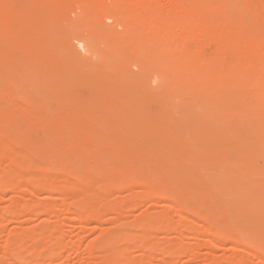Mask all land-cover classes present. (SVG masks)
Listing matches in <instances>:
<instances>
[{"label":"bare ground","instance_id":"1","mask_svg":"<svg viewBox=\"0 0 264 264\" xmlns=\"http://www.w3.org/2000/svg\"><path fill=\"white\" fill-rule=\"evenodd\" d=\"M56 1L58 0H39V3L42 7L47 8L57 3ZM76 1L78 2L76 4L78 5L79 3L81 4V14L79 15L77 13L79 15L78 21L80 22L87 21L88 25L86 29H78V30H76V28L74 29V34H75L74 40L78 42L79 46H81L84 50L90 53V59L89 61H87V63H79L76 65L72 64L71 59H67V57L65 56L64 58H62L63 57L62 55L59 56L58 59H51L45 62V64L41 65L46 75L45 77L46 79L45 78L44 79L50 80L52 77L54 78V76H56L54 70H57L56 67H58L61 68L63 70V73L66 74L67 76L71 75L73 72H79L82 76L85 77L87 81L98 82L99 81L98 79L102 77L100 74L101 69L104 68L109 69L112 68V66L117 65L115 64L116 60L120 58L123 55V53H125V51H127L128 49H132L134 51V56L130 59V64L137 67L139 71L138 76L144 78V81L146 83L145 86L142 87L140 94L137 95L140 98V100L143 103H145L150 98L153 97L158 99L160 98V100L163 102V105L165 104L168 109V112H166L167 116H165L166 117L165 119L171 121L170 118L179 117L181 122L189 123V125L190 124L195 125L197 128V131L192 132L193 134L190 135L187 141L181 146H174L167 143L159 146V150L161 152L165 153L166 151H169L167 153L168 156L165 155L167 158H166V162L163 163L164 168L161 169L166 170V172L170 174L171 179H169L170 180L169 182L171 184H180L181 186L179 190L177 191L174 190V192L171 191V195L179 197L177 207L185 208L188 211L192 212L194 219L190 218L191 220L190 219L187 220V218H189L187 217L185 218L186 224L185 222L180 220L177 221L176 224H174L172 218L169 219V217L166 216L167 210L172 208L168 206L170 203L168 204L166 202L167 203L166 205H160L158 204L157 201L156 203L154 202V200H152L154 196L162 195L163 194L162 191L168 189L167 187L168 184H164L159 187L151 185L147 189V191H145L146 189H144V192H146L145 199L147 201H150L149 203L153 202L152 207L154 208V210L152 212L151 210L153 208L150 207L151 208L150 212H148L149 209L148 210L145 209L144 211L146 212L141 211L140 212L141 214L139 213L140 215H138V217L137 216L134 217L136 219L132 220V222L130 221L129 222L123 221V223L120 222L119 220L120 219L123 220L122 217L126 215V214L124 215L126 211H123V209H121L122 207L120 206V204H119L120 207L118 206L117 203L115 205V201L117 200V198L114 199V196L112 197V193H113L112 190L119 188L120 190H122L121 194L122 192H124L123 194L132 196L135 193H138V191L137 192L134 191L133 187L136 186V184H141L143 182L142 177H139L138 175L137 176L134 175L127 182L122 183L121 178H119L118 174L113 172L112 174L105 175L102 172L104 169L109 170L111 172L115 170L114 167L115 159L113 160L111 155L106 154V156L103 157L104 159L102 160V162H99L98 164H95L93 162L88 163L85 162L84 160L85 159L83 157L84 154L75 152L74 150L64 151L63 143H60L57 140H47L40 142V145L37 147V151H41V150L43 151L42 148L45 145H49L51 147V151L50 152L48 151L49 152L47 153L48 158L45 163L36 162L34 159H32V157L29 154L30 153L29 151L31 149L29 144L32 141V137H30V135L27 132L20 133L21 138L25 139V143L21 145L19 149H15L13 147V144H15L14 141H16L15 139L14 141L7 140L8 139L7 136L9 135L6 133V131L11 130L13 126H12V122L6 119L4 125L1 126L2 131L0 133L2 137L0 139V160H1L0 162L2 161L5 162L8 160L7 158H9V160L13 159L14 164L10 166V164H7V162H5L6 165L4 163V167L1 166L3 164H0V166L2 167V169L0 167V200H2L5 197V193L7 191L14 193L15 196L18 194L17 198L14 197L15 199H13V201L10 202L7 213H10L9 215H11L15 220H18L21 215V211L19 209L23 207L26 208V210H28L30 214L32 213L31 215L33 214L36 215L35 218L37 217L42 218L41 221L39 220L41 222V226L39 230H37V232L36 230L33 233H27L24 231L22 232L16 230L13 231L14 238L11 242L13 243V246H17V248L14 247L16 249L11 250V255L14 258L15 262L17 264H21L25 261L26 257L23 258V254L19 250L20 248L19 244L21 243V241L24 240L25 241L29 240L32 244L31 246L33 248L36 247L37 250V247H39L40 245L36 246V244L40 236L43 237L46 236V238L49 240L50 237L52 236H48V234L52 235V233L53 234L56 233L57 236L55 237L54 235L53 237L52 250L50 251L49 254L57 253L59 251V248L61 250L62 248L60 245L61 241L59 242V240L62 237H60V234H58L60 228L59 230L56 228L57 226L56 223H55L56 226H50L47 225L46 222L49 221V219H47V217L49 216H53L55 219H58L67 208V201L69 202V200L72 201L74 199L77 209L74 212L67 213L69 218H66V220L68 221V223L77 220L78 223H80L81 229L85 230L88 228L90 221H95L99 225V227L101 226V223L104 222L101 221V219H103L104 217L103 213L105 214L106 212L100 210L98 208V205L102 204L103 202H107L111 197H112L111 199L113 200L111 199L110 200L114 202H112L113 203L112 204L110 200L108 201L110 202L108 203L110 205L108 209L109 213L107 214L112 215L111 217H113V219H111L110 225L116 226L118 228L117 230L109 233L105 231L104 232V234L106 233L105 237L104 235L103 236L101 235V239H99L96 242V244H90L87 247V255L90 257L95 255L94 250L98 251L96 253V256L97 259L99 256V260L101 264H127V263L150 264L151 256L149 254L146 255L145 258L142 259L140 262L139 261L136 262L137 259L136 258L134 259L133 258L134 256H132L131 254L130 255L132 257H128L127 252L128 250H130V248L127 249L126 246L128 243L131 242L135 243L136 248L141 250V252L144 251L145 249H149V251L153 249L152 246L153 244H149L151 240V239L149 240V238H151L150 234H145L141 232V234L137 235L135 230H140V229L142 230L144 229L143 231H145V229L151 230L154 229L155 227L158 228L157 225L162 224L161 227H163L164 231L165 229L166 230L169 229L172 230L174 234H178L181 236L182 232L180 231V228L186 225V229L190 234H192L191 238L193 240L195 235L201 234L199 233V231L203 232L202 227L200 228L199 226L200 224L199 222L202 221L208 223L211 227V229L209 230H205L207 229L205 228L204 229L205 232L203 234L211 235V239L208 238L209 239L208 246H210L212 250L214 247L217 248L219 246L218 238L223 237L225 239V243H224L225 246L232 242H238L244 245L251 244L257 246L259 252L261 254H264V136L260 138V140L256 145V148H254L255 142L253 138H249V140L247 141H238V142L232 140V138L234 137L233 129L231 127L234 120L231 113L232 109L219 111V109L215 107L211 102L214 95L216 77L212 78L205 73L206 70L210 67V64L201 59L187 57L184 55L186 40L189 38L191 39L192 36V32L189 30V28L179 29L178 25L176 24L170 25L167 23L170 20L174 19L175 21L177 20L180 23L186 22V24H191L196 22L203 25L206 21L198 17L197 12L195 10L196 9L195 5L198 3L209 5L213 0H189V2L192 5L186 4L182 0H76ZM2 2L3 0H0V57H3L4 54L3 51L7 44V41L1 35L2 32L5 31ZM260 3L264 6V0H260ZM245 7H246V3H244L243 0H216L215 5L211 7L209 12H207L210 15H212V16H208V19L211 20L217 17V15L220 12L229 11V10L232 11V17L229 18V22L226 21L223 22V26H222L223 28L219 33L221 39L224 40L226 38L227 29L233 27V25L237 23L238 19L241 20V18L247 17L248 13L246 14V12H244ZM97 8L103 9L104 18L107 21L110 20L112 22L111 23L112 26H114L115 28H120L121 31L120 32L113 31L111 33H108L107 36L105 34V36L99 37L97 39L95 36L97 29L99 27L98 25L99 19L93 17L90 14V10ZM212 8L214 10H212ZM212 13H214V15ZM77 14L76 17L78 16ZM208 28H209L208 31L212 32V28L210 27ZM237 34L238 35L240 34L238 30H234V32L232 33L233 36ZM115 36H119V39L116 42L112 40ZM96 40H99L100 44L104 46L103 49L97 47ZM206 48L209 49L212 48L210 42L207 43L205 42L203 48L205 53H209L206 51ZM225 51H226V43L221 46L219 53H224ZM65 55L67 56L66 53ZM220 62H221V66H225L222 65V61ZM23 68L24 69L27 68L26 69L28 70V72L26 71L27 74H29V71L33 69L32 66H27V65H23ZM11 74L12 76L15 75L14 72H12ZM138 76L128 79L129 82L132 85H135L139 81ZM235 76L236 75H234V77ZM29 77L28 80H21V81L20 80L18 81L17 78L15 77L7 79L8 81L7 84L15 88H19L18 92H21L19 96L24 104H27L33 96L34 97L36 96L35 94H29L28 92L24 91L25 87L27 85L38 87L41 84L40 82H32L31 77L29 82ZM226 79L227 81L225 82L224 87L226 84L229 85L230 83H232V77L230 75H228V78ZM101 81H103L104 84H106V78L102 77ZM121 81H123V79ZM153 83H155V86H152ZM43 85L46 86V84H42V86ZM40 93L41 91H37L38 95H40ZM242 94L244 95V92ZM260 96L264 99L263 90H261ZM40 97L43 103H47L49 100L47 91L41 93ZM240 98L242 99V97ZM227 99L228 96L226 95L222 99L223 103H225ZM24 106L19 103H13L11 101L9 109L12 110L19 109L22 111V114L26 116L37 115V114H29L28 110L23 109ZM5 107H7V105ZM5 109L7 110L8 108ZM251 112H252L251 110L250 112L247 111L246 113L249 114H245L243 118L246 124L252 126V135L256 136L258 131L264 130V108L259 110V113L257 112L254 114ZM0 114L1 116L6 117L7 113L4 109L3 110L1 109ZM116 116L121 117V114L117 112ZM131 118L134 119L135 121H138L142 125L149 124L150 126L157 125L158 121H161L159 126H162L165 123V121H167V120L165 121L159 120L160 118H155V119L150 118L147 115L143 106H141L136 113H133ZM40 125L45 127L44 126L45 124H40ZM20 134L18 133L19 136ZM93 138H94L93 140H95L96 135ZM121 148L130 150L131 147L127 146ZM125 149H120V150L124 151ZM222 149L229 152L230 156L232 154L231 152H235L237 155L234 161L237 160V164L231 163L229 155H228L229 157L227 156L226 159L224 158L218 159L216 152ZM252 149H255L256 151L254 153V156L257 159L261 160L262 166H260L259 168H257L255 166V163L250 159L252 158V155L249 154V151L253 153ZM244 151H247L246 152L247 155L244 154ZM73 160H79V162L72 166L71 162H73ZM139 165L135 161L129 162V166L138 167ZM149 165L150 164L147 162H142L143 167L141 168H144V171L147 172L158 170V168L150 169ZM40 171H43V174L39 173ZM5 173L7 174L6 176ZM65 175H69L70 179L65 178ZM236 175L244 183V185L240 188L238 187L236 188L232 181V177ZM2 176L4 179H2ZM257 179L259 181H257ZM193 183H199L201 189L208 188L209 194L205 196H198L197 194L198 191L196 192V190L194 189ZM28 185L31 187V189L24 190L26 188L25 186ZM95 188L98 190L100 189L101 191L99 195L97 194L98 195L97 197H94L96 195H93L95 193L94 191ZM41 189L49 190V191L51 190L55 194L56 198H53L47 192L46 193L40 192ZM75 190H77V192H75ZM90 191H94V193H91ZM90 193L92 195H90ZM43 194H45L44 197L42 196ZM23 196L26 197L27 201L26 202L24 201L25 203L21 204L22 201H20V199L23 198ZM128 196L126 197L128 198ZM55 199H58L59 201L61 200L60 201L61 203L58 201L60 204L59 203L57 204ZM95 200L97 201L96 204H98L96 206L97 208L93 206L91 207L89 204V203L92 204V202H94ZM138 204L137 206L134 205L132 206L138 207ZM105 207L108 208L107 205ZM175 209L177 210V208ZM130 211L128 212V215H130L129 214ZM127 217L126 220L129 219L131 216L129 218ZM171 220L173 223H171ZM50 221H52V219ZM59 224L62 223L60 222ZM183 228H185V226ZM102 229L105 230V228L103 227ZM144 234L147 235V237L144 236ZM205 237L207 238V236ZM196 239L199 240L201 238L196 237L195 242L197 241ZM177 240L178 238H176V242ZM50 241H48V243ZM154 241L155 240H153V242ZM162 241H164L163 238ZM201 241L199 242L201 243ZM43 242L44 241L42 240V243ZM180 243L181 242L179 241V243H176L174 246L176 245L179 246L180 252L187 253L186 254L187 257L189 256L190 258H192V260H197L198 256L195 255L197 253L196 252L194 253L193 251L195 249L187 248L184 245H181ZM204 245L206 244L204 243ZM221 245L223 246V244ZM72 246L73 245L71 242V247ZM177 246L176 248H178ZM71 247L69 248L72 251ZM170 247L173 246L171 245ZM170 247L168 246V249L166 250L164 249L163 251L165 252L169 250ZM208 248L209 247H207V249ZM23 250L24 249H22V251ZM239 250L241 252V249ZM24 251L26 253V250ZM164 252L163 255L169 253L167 251L164 254ZM242 253L243 252H241V254ZM1 254L4 255L3 253ZM82 254L84 255L86 253L83 252ZM233 255L232 258L238 257L237 260L238 264H245L246 262H249V260L248 261L243 260L244 256L242 258L240 256L239 258L237 254H236L237 256H233ZM195 256H197V258ZM214 256L213 257L211 256V258H209L208 261H210V264L224 263V262L219 263L218 262L219 260L217 261L215 259L216 256L215 257ZM1 258H0V264H6L4 261H2L3 258L2 259ZM234 258L233 260L231 259L232 260L231 263H235L236 260L234 261ZM201 259L202 258H200V260ZM206 259L207 257L204 259L207 262ZM229 259L228 261L230 263ZM28 260L29 259H27L26 261ZM158 261H162V260L158 259ZM163 263L164 261H162V264Z\"/></svg>","mask_w":264,"mask_h":264},{"label":"rangeland","instance_id":"2","mask_svg":"<svg viewBox=\"0 0 264 264\" xmlns=\"http://www.w3.org/2000/svg\"><path fill=\"white\" fill-rule=\"evenodd\" d=\"M182 1L186 4L192 5L189 0ZM56 2L57 3L47 8L42 7L39 3V0H3L2 2L5 31H3L1 35L5 38L7 44L3 51V57H0V111L1 109H4L7 114L6 117L1 116L0 114V133L2 131L1 126L4 125L5 120H10L14 129L12 128V131H6V133L9 135L7 136V140L14 141L15 139L16 141H14L15 144H13V147L15 149H19V147H21V145L25 143V139L21 138L20 133L27 132L30 137H32V141L29 144L31 148L29 154L36 162L45 163L48 158L47 153L51 151V147L49 145H45L42 148L43 151H37V147L40 145V142L47 140H57L58 142L63 143L64 151L74 150L75 152L84 154V160L88 163L93 162L95 164H98L99 162H102V160L104 159L103 157H105L106 154L111 155L112 159H115V170L111 172L104 169L102 172L105 175L112 174L113 172L118 174L119 178H121L122 183L127 182L134 175L142 177L143 182L141 184H136L137 187H133L134 191H138V193L134 194L135 196H128L127 194H123L124 192H122V195V190H120L119 188L112 190V197L114 196V199L117 198V200L115 201V205L116 203L118 204V206L120 204V206L122 207L121 209H123V211H126L124 215L126 214L128 216L127 217L125 215L122 217L123 220H119L122 223L123 221L132 222V220L136 219L134 217H138V215L141 214V211L146 212L144 211L145 209H149L148 212H150V209L153 208V202L149 203L150 201H147L145 199L146 192H144V189H146L145 191H147V189L151 185L159 187L164 184H168V189L163 190L162 195L154 196L152 200H154V202L157 201L160 205H166L167 203H170L168 206L172 207L173 209L169 207L170 209L167 210L166 216L169 217V219L172 218L174 224H176L179 220L185 222V218L187 217H189L187 218V220H189L190 218L194 219L192 212L188 211L185 208L177 207L179 197L171 195V191H177L181 188V186L180 184H171L169 182V179H171L170 174L166 172V170L161 169L164 168L163 163L166 162V156H168L167 153L169 151H166L165 153L161 152L159 150V146L165 143L174 146L183 145L187 141L189 136L193 134L192 132L197 131L196 126L181 122L179 117L170 118L171 121L165 119L168 109L165 104L163 105V102L160 100V98L158 99L153 97L145 103L140 100L137 95L140 94L142 87H144L146 83L144 81V78L138 76L139 71L137 67L130 64V59L134 56V51L132 49H128L127 51H125V53H123V55L116 60L115 64L117 65L112 66V68L109 69L104 68L105 70H100L101 76L103 78H106V84L101 81L102 77L98 79V82L87 81L85 77L82 76L79 72H73L71 75L67 76L63 73V70L58 67H56L57 70H54L56 76H54V78L52 77L50 80H45L46 75L41 65L45 64V62L51 59H58L59 56L62 55V58H64L65 56L67 57V59H71L73 65L79 63H87V61H89L90 59V53L79 46L78 42L74 40V29H86L88 25L87 21H78V17L81 14V4H76L78 3L76 0H58ZM243 2L246 3L244 12H246V14L248 13V15L247 17L241 18V20L238 19L237 23H235L233 27L227 29L226 38L224 40L221 39L219 33L223 28V22H229V18L232 17V11L229 10L220 12L217 17L209 20L208 16L212 15L207 12H209L211 7L215 5L216 0L211 1L209 5H204L202 3H198L195 5V10L198 17L206 21L203 25L196 22L191 24H186V22L180 23L177 20L175 21L174 19L170 20L167 23L170 25L176 24L178 25L179 29L189 28V30L192 32L191 39L189 38L186 40L184 55L187 57L201 59L210 64V67L206 70V72H203H205L212 78L216 77L214 95L211 100L212 104L217 107L219 111L232 109L231 113L234 118L233 124L231 126L234 135L232 140L238 142L247 141L249 140V138H253L255 142L254 148H256L258 141L264 136V130L258 131L256 136L252 135V126L246 124L243 117L245 114H249L246 113L247 111L250 112L251 110V113L255 114L257 112L259 113V110L264 108V99L260 96L261 90L264 91V6L260 3V0H243ZM212 10L214 9L212 8ZM76 14L78 15L77 17ZM90 14L93 17L99 19V27L95 36L97 39L99 37L105 36V34L107 36L108 33H111L113 31H121L120 28H115L114 26H112V22L110 20L107 21L104 18L103 9H92L90 10ZM212 14L214 15V13ZM208 27L212 28V32L208 31ZM234 30H238L240 34L233 36L232 33L234 32ZM119 36H115L112 40L116 42L119 39ZM96 41L97 47L103 49L104 46L100 44V41ZM205 42L211 43L212 48H206V51L209 53H205L203 49ZM225 43L226 51L224 53H219L221 46ZM64 51L67 56L65 55ZM84 51H86L87 53ZM220 61H222V65L225 66H221ZM23 65L33 67V69L29 71V74L26 73V71L28 72V70H26L27 68L24 69ZM12 72L15 73L14 76H12ZM228 75L232 77V83H230L229 85L226 84L224 87ZM234 75L236 76L234 77ZM29 76L31 77L32 82H40L41 84L38 87L29 85L25 87L24 91L28 92L29 94H35L36 96H33L27 104H24L19 96L21 94V92H18L19 88H15L7 84V79L15 77L18 81H21L28 80ZM137 76L139 78V81L135 85H132L128 79ZM122 79L123 81H121ZM42 84H46V86H42ZM152 86H155V83H153ZM240 88L243 90H241ZM37 91H41V93L47 91V95L49 96V100L47 102L48 104L43 103L42 99H40L41 93L40 95H38L39 92L37 94ZM243 92L244 95L242 94ZM226 95L228 96V99L225 103H223L222 99ZM18 96L20 99L18 98ZM240 97H242V99ZM10 99L13 103H19L23 106L25 105L23 109L28 110L29 114L37 115L26 116L23 115L22 111L19 109H9L11 103ZM6 105L7 107H5ZM141 106L144 107L147 115L150 118H160L159 120L167 121H165L162 126H159L161 121H158V126L140 124L138 121L132 119L131 116L133 113H136ZM5 108L8 109L6 110ZM117 112L121 114V117L116 116ZM40 124H45V127L41 126ZM18 133L20 134V136L18 135ZM95 135L96 138L95 140H93V137ZM1 138L2 137L0 134V139ZM127 146L131 147L130 150L121 148ZM120 149L125 150L122 151ZM246 152L247 151H244L245 155H247ZM252 152L253 153L249 151V154L252 155V158L250 159L255 163V166L259 168L260 166H262L261 160L257 159L254 156V153L256 152L255 149H252ZM231 153L232 154L230 156L229 152L222 149L218 150L216 152V155L218 159H226L229 155L231 163L237 164V160L234 161L237 154L235 152ZM7 159V161H4L12 166L14 164L13 159ZM130 161H135L138 165L140 163V165L138 167L129 166ZM5 162H0V164H3L1 166L4 167ZM78 162L79 160H73V162H71V165L73 166ZM142 162L149 163L150 169L158 168V170L152 172L144 171V168H141L143 167ZM39 173L43 174V171H40ZM6 175L7 174L5 173V176ZM65 178L70 179V176L65 175ZM2 179H4L3 176ZM232 181L236 188H240L244 185L243 181H241L237 175L232 177ZM257 181L259 180L257 179ZM25 187L24 190L31 189L29 185ZM193 187L196 192L198 191V196H205L209 194L208 188L201 189L199 183H193ZM94 191H90L91 193H94L93 195H96L94 197H97L101 193L100 189L98 190L95 188ZM7 192L5 193V197L0 200V256H3V259L1 257L0 258L6 264H17L11 255V250H15L17 248V246H13V243L11 242L14 238L13 231L16 230L33 233L36 230L37 232V230H39L41 226L40 221L42 218H35L36 215H31L32 213L30 214V212L26 210V208L22 207L19 209L21 211L19 219L15 220L11 215H9L10 213L7 212L10 202L15 199L14 197L17 198L18 194L15 196L14 193L9 191ZM40 192H47L53 198H56L55 194L51 190L49 191L41 189ZM75 192H77V190H75ZM91 193L90 195H92ZM44 195L45 194H43L42 196L44 197ZM126 196H128V198ZM21 199V204L27 201L26 197L24 196ZM55 201L58 204L61 200L59 201L58 199H55ZM74 201V199L72 201L69 200V202L67 201V210L65 209L63 214H61L58 219H55L53 216L47 217L49 221H47L46 224L50 226L57 225L56 228L58 230L60 228L59 232H62H58V234H60V237H62L59 240V242H62V244L60 242L62 251L59 248V251L57 253L49 254L52 250L53 237L54 235L55 237L57 236L56 233H52V235L48 234V236H52L49 240L46 238V236H40L38 239L39 241L37 240L36 244V246L40 245L39 247H37V250L36 247H34V249L31 246L32 244L29 240H24L19 244V250L23 254V258L26 257L24 261L25 263L23 262L21 264H101L99 256L98 259L96 256V253L98 251L94 250L95 255L90 257L87 255V247L90 244H96V242L101 239V235H104L105 237V231L109 233L117 230L118 227L110 225L111 219H113V217H111L112 215L107 214L109 213L108 209L110 204L108 203L110 202L107 201L98 205L96 204L97 201L95 200L94 202H92V204L89 203L91 207H96L98 205V208L100 210L106 212L105 214L103 213L104 220L101 219V221H104L106 225L104 224V222H102L101 226L99 227V225L95 221H90L88 228L84 230L81 229L80 223H78L77 220L71 221L70 223H68V221L66 220V218H69L67 213L74 212L77 209V206L75 205L76 203ZM112 202L114 201H111V203ZM138 203L141 204L139 205ZM137 204L138 207H134L137 206ZM106 205L108 208L105 207ZM128 207L131 209H129ZM175 208H177V210ZM153 210L154 208L151 210V212ZM129 211L130 215H128ZM126 217L130 218L126 220ZM51 219L52 221H50ZM105 220L108 221L106 222ZM172 220L171 223H173ZM56 221H58L59 223L61 222L62 224H59ZM199 223V226L200 228L202 227L203 232L199 231V233L201 234H197L198 236L195 235L193 240L191 238L192 234H190L186 229V225H184L185 228H183L184 226L180 228V231L182 232L181 234L184 237L182 235L180 236L178 234H174V232L169 229H165V232L163 230V227H161L162 224H159L160 227L159 225H157L158 228L155 227L154 229H151L152 231L150 229H145V231H143L144 229L135 230L137 235L141 234V232L150 234L151 238H149V240H151L150 242H148L149 244H153V249L150 251L149 249H145L141 252V250L136 248V244L131 242L126 246L127 249L130 248V250H128L127 252L128 257L134 256L133 258L137 259L136 262H140L145 258L146 255L149 254L151 256L150 264H162V261H164L163 264H210V261H208L209 258L215 255L216 257H214L217 261L219 260V263L224 262L223 264H225L226 262H228L226 264H238V257H233L234 261H236L235 263H231V261L233 260L232 255L235 254L233 256L238 255L239 258L240 256L241 258L244 256L243 260H249V262H246L247 264H264V254H261L257 249L258 247L255 245H244L238 242H232L225 246V239L223 237H220L218 238L219 246L217 248L214 247L212 250L211 247L208 246V240L211 239V235L203 234L205 230H209L211 229V227L204 221ZM102 227L105 228V230L102 229ZM100 230L103 232H101ZM145 234L144 236L147 237V235ZM205 236H207V238ZM196 237L201 238L199 240L196 239L197 243L195 242ZM162 238L164 241H162ZM176 238H178L177 242ZM42 240L44 241L43 243ZM153 240H155V244ZM48 241L50 242L48 243ZM179 241L181 242V245L196 250L193 251L194 253H197L195 254L198 256V258L197 256H195L197 260H192V258H190L189 256L188 258L186 255L187 253L180 252L179 246L176 245L178 248L174 246L176 243H179ZM199 241H201V243ZM71 242L73 245L72 247ZM204 243L206 245H204ZM170 244L173 247H170ZM221 244H223V246ZM168 246L170 247L169 250H167L169 253L165 254V252L167 251L164 252L163 250L168 249ZM69 247H71L72 251ZM207 247H209L211 250L209 248L208 250ZM237 248L241 249V252L243 253L241 254L240 250ZM22 249L26 250L27 254L24 250L22 251ZM162 251L165 255H163ZM83 252L86 254L83 255ZM1 253H3L4 255H2ZM218 256L221 257L219 258ZM206 257L207 262L204 260ZM200 258L204 259L200 260ZM27 259L29 260L26 261ZM158 259L162 261H158ZM228 259L230 260V263ZM31 260H33L35 263Z\"/></svg>","mask_w":264,"mask_h":264}]
</instances>
